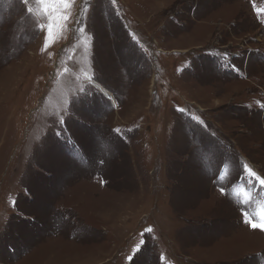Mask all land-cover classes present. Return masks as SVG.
Instances as JSON below:
<instances>
[{
	"label": "rangeland",
	"instance_id": "obj_1",
	"mask_svg": "<svg viewBox=\"0 0 264 264\" xmlns=\"http://www.w3.org/2000/svg\"><path fill=\"white\" fill-rule=\"evenodd\" d=\"M262 181L264 0H0V264H264Z\"/></svg>",
	"mask_w": 264,
	"mask_h": 264
},
{
	"label": "snow or ice",
	"instance_id": "obj_2",
	"mask_svg": "<svg viewBox=\"0 0 264 264\" xmlns=\"http://www.w3.org/2000/svg\"><path fill=\"white\" fill-rule=\"evenodd\" d=\"M25 2H27V0H25ZM41 2L44 3V2H46V0H41ZM61 2H66V0H61ZM113 3H115V0H113ZM253 174H254V173H253ZM262 182H264V181H262ZM221 191H223V189H222ZM252 226H253V227H257L256 224H253ZM150 230H151V229H148V231H150Z\"/></svg>",
	"mask_w": 264,
	"mask_h": 264
}]
</instances>
